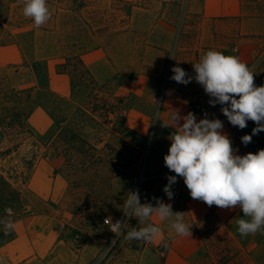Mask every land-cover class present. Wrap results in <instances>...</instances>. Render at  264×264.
Instances as JSON below:
<instances>
[{"label": "rangeland", "instance_id": "rangeland-1", "mask_svg": "<svg viewBox=\"0 0 264 264\" xmlns=\"http://www.w3.org/2000/svg\"><path fill=\"white\" fill-rule=\"evenodd\" d=\"M243 3L249 15L264 16V0ZM150 4L151 0H47L51 19L36 28L32 19L23 15L24 0H0V20L11 24L18 40L13 48L0 49V69L45 60L54 73L55 65L66 63L65 59L84 56L101 81L89 84L83 78L84 69L72 62L78 71L74 81H54L58 90L54 86V91L35 101L47 108L49 127L45 113L35 104V117L25 128L9 124L8 116L0 118V219L52 214L59 239L70 248L67 259L75 262L78 257L80 264H172L182 252H193L194 242L177 236L169 222L156 215L145 222L161 229L152 243L128 241L125 232L117 234L110 228L106 219L124 218L129 227L145 226L125 217L122 210L128 193L139 190L141 203L154 204V198H160L170 203L174 212L183 213L190 231L199 232L202 244L193 264H250L244 248L255 245L238 244L231 238L216 217L217 206H208L209 213L195 222L189 203L192 198L182 178L172 186V200L162 190L166 175H175L163 159L174 131L164 124L171 123L174 112L181 116L193 112L198 119L207 114L209 119L222 120L238 155L242 136L233 132L220 105H209V96L194 79L185 88L190 91L199 86L200 95L184 93L176 87L182 84L170 79L171 68L177 65L194 76V50L179 49L169 57L164 70L143 65L145 37L153 22L144 10ZM192 36L195 34L183 40ZM255 43L257 55L264 46L263 36ZM251 70L255 84H264V63L258 62ZM247 126L255 124L248 121ZM57 134L59 139L54 140ZM48 160L60 172L58 197L50 193L43 171L36 168L29 173L27 169L31 162L43 166ZM25 178L31 183L24 184ZM48 195H53L58 206L49 204ZM5 209L11 211L6 213ZM235 227L241 236L237 222Z\"/></svg>", "mask_w": 264, "mask_h": 264}, {"label": "clouds", "instance_id": "clouds-1", "mask_svg": "<svg viewBox=\"0 0 264 264\" xmlns=\"http://www.w3.org/2000/svg\"><path fill=\"white\" fill-rule=\"evenodd\" d=\"M23 15L40 28L51 19L47 0H24ZM192 68L194 76L174 66L170 79L183 85L194 79L209 96V105H220V112L232 126L242 130L252 121L255 127L251 135L241 137L245 146L254 135L264 132V84H255V74L246 63L238 57L209 50ZM170 121L164 126L174 131L168 137L170 146L163 159L164 165L175 175H166L167 184L162 189L168 200L174 198L172 186L182 178L193 200L220 209L238 207L242 216L249 218L237 220L241 236L264 228V149L238 155L224 132L223 121L209 119L207 114L198 119L193 112L184 116L174 112ZM154 200V204L141 203L139 190L129 192L122 208L124 216L145 224L156 215L161 221H168L177 236L191 237V225L184 222L183 213L174 212L172 205L160 198ZM10 211L5 209L6 213ZM110 223L115 233L125 232L128 241L152 243L161 234V229L151 222L139 228L129 227L124 218ZM0 225L6 234L14 228L10 219H0Z\"/></svg>", "mask_w": 264, "mask_h": 264}, {"label": "crops", "instance_id": "crops-1", "mask_svg": "<svg viewBox=\"0 0 264 264\" xmlns=\"http://www.w3.org/2000/svg\"><path fill=\"white\" fill-rule=\"evenodd\" d=\"M186 1L187 4L184 6L180 0H151L149 8L144 10L153 22L145 37L146 46L142 53L143 65L151 69L164 70L169 63V57L172 54L175 55L179 49L180 51L194 50L196 63L209 50L220 51L226 56L238 57L247 65L253 61L256 56L255 41H258L261 36L264 38V16L249 15L245 10L243 0ZM10 26L9 23L8 30L14 43L0 47L3 51L13 48L18 42ZM188 34H195V36L187 38L186 41L183 40L184 36ZM182 45L183 48H181ZM82 59L85 62L84 56ZM25 63L32 64L33 62ZM59 64L61 63L57 65ZM57 65H55L54 73L50 68L51 91H54V86L55 90H58L54 81L60 82L62 79H69L66 74H57ZM90 71L94 79L101 84V81H98V76L94 75L91 69ZM176 87L185 90L186 94H201L199 86L190 91L183 84ZM202 92H204L203 88ZM40 110L45 113L47 127H49L51 120L47 110L43 108ZM36 111H33L29 121L35 117ZM165 124L169 123L165 121ZM42 164L43 166L37 164L34 170L43 171L46 180L50 183V193L58 197L61 190L59 186H56L60 181L59 169H56L50 160L44 161ZM30 181L31 179L26 184L31 183ZM56 192L57 194H55ZM53 195L51 197L48 195V202L53 206H58L55 204ZM189 203L193 221H200L209 213V208L203 204L204 202L192 199ZM238 210V207L234 209L217 207L215 214L225 224L231 238L236 243L255 245L244 248V251L247 249L249 263L264 264V228L246 237L239 236L235 224L241 218L239 214L242 211ZM247 219L249 218L247 217ZM10 220L14 223V228L7 234L4 227L0 226V264H80L78 257L75 262L67 259L70 248L63 240L59 239L55 230L56 219L52 214H28L16 216ZM190 232L191 237L181 238L191 239L194 242L193 252H182L179 259L172 264H193L195 261L197 251L202 244L201 235L196 230Z\"/></svg>", "mask_w": 264, "mask_h": 264}, {"label": "trees", "instance_id": "trees-1", "mask_svg": "<svg viewBox=\"0 0 264 264\" xmlns=\"http://www.w3.org/2000/svg\"><path fill=\"white\" fill-rule=\"evenodd\" d=\"M9 23L0 20V47L9 46L14 43L10 31L8 30ZM66 63L57 65V74H66L71 81L76 78L78 71L75 69L72 62L81 66L84 69L83 78L91 85H95L96 81L82 59V56H76L73 61L67 58ZM264 63V46L254 57L253 61L248 64L251 69L257 63ZM60 71H59V70ZM100 86V85H97ZM51 73L48 61H36L32 64H22L16 67H8L0 69V118L6 117L9 124L16 123V126L25 128L28 126V121L36 107L47 110L44 106L36 104L37 101L44 93H51ZM48 111V110H47ZM49 113V112H48ZM124 119V118H123ZM59 129L62 128V123L58 124ZM61 125V126H60ZM254 127L247 126L244 129L232 126L233 132L238 137L243 135H251ZM29 134L34 137V134L29 129ZM59 139L58 134L54 136V140ZM37 145V140L33 139ZM241 155L244 153H256L259 149H264V135L261 132L254 135L252 141L246 146L241 143L239 145ZM36 164L35 161L27 165L29 173H31ZM4 184L9 186V182L2 177ZM29 182V178L24 179V184Z\"/></svg>", "mask_w": 264, "mask_h": 264}, {"label": "built area", "instance_id": "built-area-1", "mask_svg": "<svg viewBox=\"0 0 264 264\" xmlns=\"http://www.w3.org/2000/svg\"><path fill=\"white\" fill-rule=\"evenodd\" d=\"M116 220H112L111 222L114 223ZM105 222L110 226V228L112 229V225L110 223V221L108 219L105 220ZM113 230V229H112Z\"/></svg>", "mask_w": 264, "mask_h": 264}]
</instances>
